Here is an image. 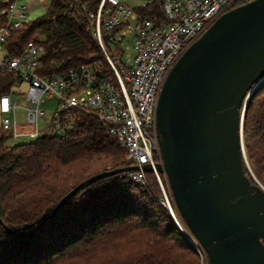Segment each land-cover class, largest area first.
Listing matches in <instances>:
<instances>
[{
    "label": "trees",
    "instance_id": "obj_1",
    "mask_svg": "<svg viewBox=\"0 0 264 264\" xmlns=\"http://www.w3.org/2000/svg\"><path fill=\"white\" fill-rule=\"evenodd\" d=\"M12 1L0 2V28L7 20L1 10ZM100 2L50 0L46 13L11 33L3 45L8 56L21 55L37 37L45 48L43 73L101 62L103 72L112 75L89 20V12ZM162 4L163 0H153L136 10L163 19ZM18 81L13 71L1 74L0 96L9 94ZM10 137L0 129V264H199L191 244L161 205L153 172H146L144 186L123 177L124 172L102 178L36 229L80 182L131 165L127 151L95 117L80 114L65 139L43 134L8 144ZM244 144L252 170L264 185V81L247 106ZM244 172L252 179L245 164Z\"/></svg>",
    "mask_w": 264,
    "mask_h": 264
},
{
    "label": "water",
    "instance_id": "obj_2",
    "mask_svg": "<svg viewBox=\"0 0 264 264\" xmlns=\"http://www.w3.org/2000/svg\"><path fill=\"white\" fill-rule=\"evenodd\" d=\"M263 81L264 0H251L222 14L193 42L160 91L156 133L162 161L155 169L166 175L176 208L210 264H264V185L244 144L247 106ZM129 171L153 167L129 165L85 179L36 229L81 190Z\"/></svg>",
    "mask_w": 264,
    "mask_h": 264
},
{
    "label": "built area",
    "instance_id": "obj_3",
    "mask_svg": "<svg viewBox=\"0 0 264 264\" xmlns=\"http://www.w3.org/2000/svg\"><path fill=\"white\" fill-rule=\"evenodd\" d=\"M12 1L6 23L0 28V45L11 33L28 21L27 5ZM242 0H163V19L143 16L120 0H101L97 10L89 12L90 25L112 75L103 72L101 62L83 63L52 74L42 72L45 48L35 37L19 56L0 61L1 74L9 71L25 83L22 102H13L10 94L0 96L1 129L13 138L39 134L41 104L53 100L50 135L65 139L75 129L80 114L95 117L100 125L127 151L131 165L148 164L158 181L161 205L169 211L179 231L191 244L199 264H210L207 252L181 220L165 174L155 165L162 161L156 133V108L163 83L170 69L222 14L239 6ZM153 3L145 0L140 7ZM241 5V4H240ZM133 32L132 65L125 67L118 54L111 51L106 39L121 26ZM6 102V103H5ZM23 107L25 120L35 126L32 132L21 131L16 110ZM146 172L122 174L129 181L146 185Z\"/></svg>",
    "mask_w": 264,
    "mask_h": 264
},
{
    "label": "rangeland",
    "instance_id": "obj_4",
    "mask_svg": "<svg viewBox=\"0 0 264 264\" xmlns=\"http://www.w3.org/2000/svg\"><path fill=\"white\" fill-rule=\"evenodd\" d=\"M124 4L129 6L131 9H138L145 0H121ZM19 3H24L29 6V15L28 20L36 19L37 17L46 13L50 0H18ZM106 44L108 48L114 53L118 54L122 60V63L125 67L132 65V60L134 57L133 53V32L130 30L127 25L121 26L119 29L114 31L111 37L106 39ZM18 102L20 103L24 98V92H19L17 96ZM56 106L55 101L45 100L41 104V109L44 111L42 115L39 116V134H50V117ZM19 123L24 124V129L21 131L32 132L35 129L34 125L29 124L25 120V110L23 108L19 111ZM32 137L22 136L20 138L10 137L7 141L8 144H17L31 141ZM251 165V164H250ZM250 172V171H249Z\"/></svg>",
    "mask_w": 264,
    "mask_h": 264
},
{
    "label": "crops",
    "instance_id": "obj_5",
    "mask_svg": "<svg viewBox=\"0 0 264 264\" xmlns=\"http://www.w3.org/2000/svg\"><path fill=\"white\" fill-rule=\"evenodd\" d=\"M2 1H5V0H0V2ZM121 1V0H120ZM122 2V1H121ZM9 6V5H8ZM8 6H5L1 12L5 14L6 16V19H7V10H8ZM27 14L29 15V6L27 5ZM29 21V20H28ZM10 56H8V52L7 50L5 49V47L3 45H0V61L1 60H5L7 58H9ZM0 75H1V71H0ZM25 88H26V84L25 83H16V85H14V87L11 89V92L9 93L12 97V101L13 102H18V98L17 96L19 95V92H24L25 91ZM22 102V101H21ZM23 108V107H19L17 110H16V117H17V121L19 123V111L20 109ZM22 128L25 127L24 124L22 123H19ZM0 129H1V114H0ZM24 129V128H23ZM25 132V131H24ZM24 136H27V137H30L29 135H24ZM15 139V138H14ZM33 140V139H32Z\"/></svg>",
    "mask_w": 264,
    "mask_h": 264
},
{
    "label": "snow or ice",
    "instance_id": "obj_6",
    "mask_svg": "<svg viewBox=\"0 0 264 264\" xmlns=\"http://www.w3.org/2000/svg\"><path fill=\"white\" fill-rule=\"evenodd\" d=\"M6 103V102H5Z\"/></svg>",
    "mask_w": 264,
    "mask_h": 264
}]
</instances>
